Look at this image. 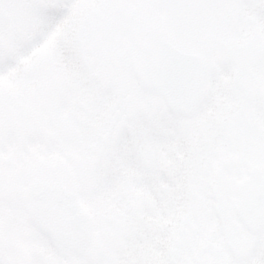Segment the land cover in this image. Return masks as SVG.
<instances>
[{
  "label": "snow or ice",
  "instance_id": "snow-or-ice-1",
  "mask_svg": "<svg viewBox=\"0 0 264 264\" xmlns=\"http://www.w3.org/2000/svg\"><path fill=\"white\" fill-rule=\"evenodd\" d=\"M0 264H264V0H0Z\"/></svg>",
  "mask_w": 264,
  "mask_h": 264
},
{
  "label": "flooded vegetation",
  "instance_id": "flooded-vegetation-1",
  "mask_svg": "<svg viewBox=\"0 0 264 264\" xmlns=\"http://www.w3.org/2000/svg\"><path fill=\"white\" fill-rule=\"evenodd\" d=\"M233 72V67L229 63H225L222 66L221 74L223 77H229ZM11 131V130H10ZM246 133L251 135L252 129L251 127L247 128ZM182 145L181 149L172 153V158L176 163L175 172L173 175H169L167 171L162 173V178L160 181V185L157 191L152 194V199L157 203L168 193H173L177 197L178 202H182L186 198V192L184 189L186 171L181 166L182 162L188 158V146L186 142L183 140L179 141ZM240 161L239 153H232L231 156L224 162L223 164H227L229 166H234L238 164ZM219 166V165H218ZM202 197L204 200L209 202L210 204L216 200L217 197V185L215 175H211L207 177L204 181V187L202 189ZM215 226V225H214ZM170 227V226H168ZM196 226H193V232H195ZM154 250L159 254H164L167 251L168 245V231L167 227L161 230L153 240Z\"/></svg>",
  "mask_w": 264,
  "mask_h": 264
},
{
  "label": "rangeland",
  "instance_id": "rangeland-1",
  "mask_svg": "<svg viewBox=\"0 0 264 264\" xmlns=\"http://www.w3.org/2000/svg\"><path fill=\"white\" fill-rule=\"evenodd\" d=\"M227 78V77H226Z\"/></svg>",
  "mask_w": 264,
  "mask_h": 264
}]
</instances>
